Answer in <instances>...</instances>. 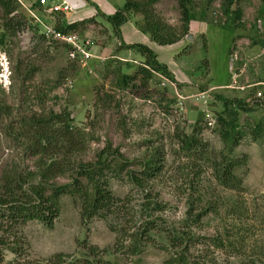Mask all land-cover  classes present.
Instances as JSON below:
<instances>
[{"label": "rangeland", "instance_id": "obj_1", "mask_svg": "<svg viewBox=\"0 0 264 264\" xmlns=\"http://www.w3.org/2000/svg\"><path fill=\"white\" fill-rule=\"evenodd\" d=\"M132 1L149 13L127 12L122 30L131 31L123 40L104 15L124 0H87L83 11L95 6L100 11L72 31L89 41L95 55L83 63L60 41L40 38L28 27L26 6L35 0L14 1V15L27 24L0 44V187L12 177L26 189L50 164L63 166L65 173L49 171L47 182L69 183L73 166L95 163L105 149L102 157L110 160L105 174L117 202L116 213L84 220L79 198L63 193L51 226L31 220L5 233L9 245H0V264H165L184 246L188 264H264V135L254 139L251 132L264 121V0H241L232 31L226 29L224 0H190L185 34L178 0ZM33 9L45 18L38 6ZM79 10L45 19L70 24L83 18ZM8 16L0 4V31ZM148 21L168 24L182 36L177 43L158 44L141 32ZM136 43L152 49L169 73L142 71L146 57L130 46ZM223 99L229 108L240 100L252 109L239 111L241 138L231 151L218 120L225 115ZM51 114L64 117L49 130L56 151L34 155L37 134L25 122ZM64 129L67 135L57 136ZM189 135L199 143L188 147ZM225 154L245 158L234 169L241 180L235 189L215 175ZM237 203L244 212L229 214ZM147 222L152 223L140 237L141 250L131 253V233L139 234ZM230 224L249 226L243 252L235 255L209 243ZM176 230L189 232L190 240L173 246L169 234ZM14 243L18 253L9 249Z\"/></svg>", "mask_w": 264, "mask_h": 264}, {"label": "trees", "instance_id": "obj_2", "mask_svg": "<svg viewBox=\"0 0 264 264\" xmlns=\"http://www.w3.org/2000/svg\"><path fill=\"white\" fill-rule=\"evenodd\" d=\"M16 0H0L1 6H3L5 13L8 16L7 21L4 24V29L0 31V44L4 43L6 36H12L16 30H21L26 26V20L24 21V16L21 14L14 15L16 11ZM155 0H149L148 2H153ZM179 7L182 13L183 20V29L181 34H185L188 31L189 22L192 18L188 3L190 0H178ZM241 0H224L223 1V12L229 18V22L226 24V29L232 31L234 23L240 19L242 11L239 6ZM38 6V1L34 2L33 7ZM145 7V8H144ZM94 15H97L100 11L96 6L94 7ZM128 11H141L148 15L149 10L146 9V5L142 6L138 2H133L132 0H124L123 6L119 9L113 11V13L104 15V18L108 23L113 27L117 34H120V27L128 21L127 12ZM65 14L67 12L58 13ZM56 15V14H54ZM93 16L88 18H82L80 21L73 23L62 22L55 24V28L61 30L62 32L75 31L79 24L84 23V20L90 19ZM24 18V19H22ZM31 24L28 27L33 30L38 37L45 39L43 33L40 32L38 25L32 23L30 18H28ZM233 23V24H232ZM141 32H146L150 34V37L153 41L161 45H171L177 43L181 34L173 32L174 30L170 25L160 24L158 22H150L145 27H141ZM6 43V41H5ZM133 48H136L142 55L146 57V62L144 63L146 67H142L141 70L146 73L162 71L163 73H169L167 70V65L161 63L157 59L156 53L148 48L142 43H136L130 45ZM172 77V76H171ZM130 79V77H126ZM237 102L233 103V106L229 108L227 105L228 100L223 99V114L218 117V120L221 121V134L226 143H229V151H231L234 146L236 147L241 138L239 133L238 122L240 119V112H250L252 111L246 103L241 102L240 100H235ZM240 111V112H239ZM70 119V118H69ZM64 117L60 114H51L50 118L45 119L43 117L30 116L25 122L29 128L34 129L32 133L37 134L32 141L33 154H49L51 152L55 153V147L50 145L52 144L53 134H49L52 123H63ZM69 135L64 130H61L57 136L67 135V139L72 143L69 145L72 147L74 142H72L71 135L69 130L66 128ZM252 136L254 139H257L264 135V121L258 122L255 124V129L251 130ZM186 145L188 147L192 146L195 143H199L196 138L193 136H187ZM230 141V142H228ZM28 146V148H31ZM54 150V151H53ZM103 149L98 154V160L95 163H80L72 167L73 174H71V182L66 184L56 185L53 182H47V178L50 175H60L64 174L63 166H54L53 164L45 166L41 170L39 176L41 179L38 180L36 184L30 183L29 186L24 189L22 183L19 181H13L12 177H7L4 179L3 185L0 187V245H4L5 242L7 246L9 241H6V235L11 228L18 227L28 221L37 220L45 224L46 226H51L54 219L58 216L59 213V200L60 196L63 193H67L71 196H76L80 200V216L84 220H89L94 216L106 217L111 213H116V202L117 198L113 195L111 189L109 188V179L105 171L110 169V160L108 155L102 157L105 153ZM117 151L113 155L116 158ZM245 158L234 159V157H229L227 154L221 155V160L218 162L217 171L215 173L217 180L221 185L227 188H237L241 183V180L234 173V169L241 164V160ZM217 164V162L215 163ZM78 166V167H77ZM121 169V168H119ZM50 172V175L48 172ZM131 180H135V176L131 172H127ZM49 175V176H47ZM33 182V181H32ZM17 191H21L18 194ZM240 203L235 204L228 210L229 214L240 215L244 212ZM204 211H201L195 214L196 219H200ZM190 214V213H188ZM195 219V218H194ZM184 221L183 223H185ZM152 222H147V226H144L139 234L131 233V253H138L141 250V241L140 237L143 235L144 231H149L150 224ZM185 225H188L185 223ZM184 225V226H185ZM230 224V227L226 230L223 237H213L209 243L219 248L223 251H228L233 253V255L243 252L244 242L246 238V233L249 229V226L246 228L234 227L235 224ZM187 227V226H186ZM118 231V230H117ZM116 231V232H117ZM252 231V229H251ZM169 238L172 245H181L183 242H188L190 240V233L184 230H176L169 234ZM247 239V238H246ZM182 248L179 252H174L170 258L165 260V264H188L185 260L184 253L187 248ZM9 249L13 253L17 252L16 244L9 246ZM1 262V261H0Z\"/></svg>", "mask_w": 264, "mask_h": 264}, {"label": "built area", "instance_id": "obj_3", "mask_svg": "<svg viewBox=\"0 0 264 264\" xmlns=\"http://www.w3.org/2000/svg\"><path fill=\"white\" fill-rule=\"evenodd\" d=\"M16 1L21 5H24V2L22 0H16ZM36 1H38V7L40 8V12L44 16L50 17L53 14L65 13L72 10L69 4L64 0H62L61 3L59 4L50 3L49 0H36ZM33 8H34L33 4L26 6V9L28 11V16L30 17L32 23L37 24L39 29L42 31L44 35L51 37L53 40L60 41L61 43L66 45V47L68 48L69 56L71 58L83 63V61L85 62L89 61L91 58L95 56L93 52L89 50L90 44L88 40L80 39L75 32L65 33L56 29L53 25L46 23L37 14V10ZM256 95L260 97L262 93L258 91Z\"/></svg>", "mask_w": 264, "mask_h": 264}, {"label": "crops", "instance_id": "obj_4", "mask_svg": "<svg viewBox=\"0 0 264 264\" xmlns=\"http://www.w3.org/2000/svg\"><path fill=\"white\" fill-rule=\"evenodd\" d=\"M85 2H86V5H87V0H84ZM87 6H85V8H86ZM84 8V9H85ZM90 9V11H87V12H85V11H83V9H81V10H79L78 12H81L82 11V13H84L83 15L84 16H82L81 14H79V13H77V14H75V17H80L79 15H81V17H83V18H88V17H90V16H94V13H95V11H94V8H92V7H90L89 8ZM45 18H49V16H45ZM129 32H124V30H122V26L120 27V31H121V35H122V38H123V40H125V37L127 36V35H129L130 34V31H131V29L130 28H128L127 29ZM135 31V34H137V33H139L140 31H137V29L136 30H134ZM141 33V32H140ZM159 58H160V56H158Z\"/></svg>", "mask_w": 264, "mask_h": 264}, {"label": "water", "instance_id": "obj_5", "mask_svg": "<svg viewBox=\"0 0 264 264\" xmlns=\"http://www.w3.org/2000/svg\"><path fill=\"white\" fill-rule=\"evenodd\" d=\"M65 1H67L70 4L71 8H73L75 10L83 8L86 5L84 0H65ZM190 36H191V33L188 34V36H187L188 40L191 39Z\"/></svg>", "mask_w": 264, "mask_h": 264}, {"label": "clouds", "instance_id": "obj_6", "mask_svg": "<svg viewBox=\"0 0 264 264\" xmlns=\"http://www.w3.org/2000/svg\"><path fill=\"white\" fill-rule=\"evenodd\" d=\"M23 1V0H22ZM36 1V0H35ZM65 1V0H64ZM17 2V1H16ZM67 2V1H66ZM68 3V2H67ZM86 3V2H85ZM20 4V3H19ZM54 4V3H53ZM69 4V3H68ZM33 5H34V3H33ZM69 6H70V4H69ZM86 6V5H85ZM85 6L83 7V8H85ZM71 7V6H70ZM35 8V7H34ZM83 8H80V9H83ZM72 10H70V11H76V10H79V9H73V8H71ZM69 12V11H68ZM54 16V14L52 15V16H50V17H53ZM42 18V17H41ZM46 23H49V24H51V25H53L54 27H55V25L54 24H52V23H50V22H48L45 18H42ZM39 28V27H38ZM57 29V28H56ZM59 30V29H58ZM61 31V30H60ZM40 32L42 33V31L40 30ZM69 32H72V31H69ZM65 33H68V32H65ZM45 37H46V35H44ZM51 38V37H50ZM52 39V38H51Z\"/></svg>", "mask_w": 264, "mask_h": 264}]
</instances>
